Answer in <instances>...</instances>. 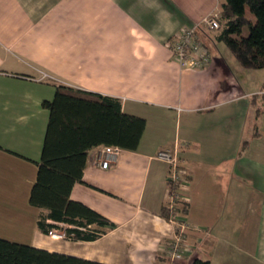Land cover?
Instances as JSON below:
<instances>
[{
    "label": "crops",
    "instance_id": "obj_1",
    "mask_svg": "<svg viewBox=\"0 0 264 264\" xmlns=\"http://www.w3.org/2000/svg\"><path fill=\"white\" fill-rule=\"evenodd\" d=\"M219 8L220 0H0V238L104 264H264V73L243 67L202 23ZM191 25L211 53L202 69L182 67L168 46ZM60 85L119 97L146 119L138 149L92 148L71 190L116 223L96 240L43 233L42 209L30 203L50 116L43 101ZM175 146L188 172L180 189L190 228L183 257L172 260L174 227L162 214L170 165L156 154Z\"/></svg>",
    "mask_w": 264,
    "mask_h": 264
},
{
    "label": "trees",
    "instance_id": "obj_2",
    "mask_svg": "<svg viewBox=\"0 0 264 264\" xmlns=\"http://www.w3.org/2000/svg\"><path fill=\"white\" fill-rule=\"evenodd\" d=\"M219 11L221 26L216 39L227 45L243 67L264 69V0H220ZM258 96L263 103L256 108L257 116L264 112V90ZM43 105L50 116L37 179L30 193V203L42 209L38 229L45 234L52 229L64 230L66 238L75 240H96L116 223L71 199V190L82 181L92 148L138 149L146 119L125 112L119 97L66 85L58 86L55 96L45 99ZM178 208L185 216V196ZM162 214L170 216L167 203ZM0 264L104 263L0 238ZM192 264L210 261L196 257Z\"/></svg>",
    "mask_w": 264,
    "mask_h": 264
},
{
    "label": "built area",
    "instance_id": "obj_3",
    "mask_svg": "<svg viewBox=\"0 0 264 264\" xmlns=\"http://www.w3.org/2000/svg\"><path fill=\"white\" fill-rule=\"evenodd\" d=\"M202 23L212 29H220V11L219 9L206 15L202 19ZM168 46L172 51L173 58L182 66L195 69H202L207 67L211 62V53L199 38L198 25H191L184 27L178 35H175L168 41ZM110 151L118 152L120 148L109 147ZM178 146L175 148H164L157 152L156 156L170 165V174L168 182L174 184L169 185L167 195V206L170 209L169 221L174 227V233L167 245L166 251L172 260L181 259L184 255V245L190 223L180 209L184 194L180 189L188 182V172L183 169L178 161ZM105 168L111 166L109 159L103 162ZM50 235L56 238H66L64 230L52 229Z\"/></svg>",
    "mask_w": 264,
    "mask_h": 264
},
{
    "label": "rangeland",
    "instance_id": "obj_4",
    "mask_svg": "<svg viewBox=\"0 0 264 264\" xmlns=\"http://www.w3.org/2000/svg\"><path fill=\"white\" fill-rule=\"evenodd\" d=\"M251 17H252L253 20H255V18L252 15H251ZM244 32L247 33V28H246V30ZM261 71L264 73V69H261ZM179 119L182 122V119L180 117H179ZM181 122H180V124H181Z\"/></svg>",
    "mask_w": 264,
    "mask_h": 264
}]
</instances>
